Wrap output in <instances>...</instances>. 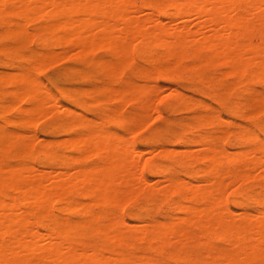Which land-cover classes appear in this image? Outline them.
Segmentation results:
<instances>
[{"label":"bare ground","instance_id":"1","mask_svg":"<svg viewBox=\"0 0 264 264\" xmlns=\"http://www.w3.org/2000/svg\"><path fill=\"white\" fill-rule=\"evenodd\" d=\"M160 15L169 19V22L160 19ZM5 17L4 36L15 46L38 40L41 46L47 49L50 45H61L66 49L77 48L81 54L87 51L89 53L91 47L99 45L111 49L113 60L104 61L105 78L108 84L115 80L118 85L103 86L105 94L112 95L118 100H134L139 107V111L133 112L136 113L135 117H138L139 112L143 114L140 110L152 109L156 103L154 100L159 98L156 95L162 91V88L160 90L159 86L157 88V85L154 86L150 82V86H147L148 83L141 82L142 85L139 82V85L138 82L137 84L121 79L123 65L125 62L128 63L126 61L128 59L133 61L131 58L135 53L136 56L147 54L150 57L148 59L152 67L141 71V75L145 77H151L153 71H160L162 68L160 66L158 68V64L162 66L164 62L178 63L189 57L197 62L195 65L193 62V66L201 80L206 79L202 67L212 66L220 61L228 68L224 73L221 71L223 74L221 76L229 75L238 79L256 78L264 85V0H0V18ZM38 21L41 23L31 31L29 24ZM97 49L99 48H94L95 51ZM62 51L65 54L60 56L62 58L59 61L68 50ZM46 52L51 53L49 49ZM44 53H40L41 59ZM58 53L60 52L57 51L56 54ZM74 54L75 52L73 56ZM46 57V60H51L52 56ZM44 60L39 62L42 64L47 62ZM33 66L39 68L37 70L41 69L37 64L31 67ZM190 66L192 67V64ZM11 73L7 78L5 76L4 80L15 86V90L11 89L17 104L20 103L18 108L22 119L28 121L42 114L45 117L50 109H54L51 104H55L56 97L39 82V79L33 78L29 70L22 69L15 74ZM215 78L216 76L213 79ZM158 89L160 91L157 93ZM172 89H169L170 92H174ZM257 91H254L250 99L252 98L253 105L264 106V93ZM178 98L179 95L176 94L172 100L177 101ZM21 103H27L29 106L23 107ZM247 103L249 107L252 106L251 102ZM67 110L69 113L72 109L68 107ZM149 110L146 112L151 111L153 114L152 110ZM116 111L117 109L108 115L113 117L120 113L119 109L118 113ZM252 111L251 114L254 112ZM146 112L144 111V114ZM82 116L86 117L84 114L79 117ZM140 116L138 118H141ZM209 116H204L203 119L206 123L213 124L216 120ZM144 117L148 118L149 115L147 117L145 114ZM75 118L70 126L72 128L77 127L80 122ZM102 123L97 124L93 121L84 123V129L79 134L62 139L63 142L66 141L67 147L75 150L76 155L70 154L69 157L61 158L60 163L66 170L59 171L38 170L37 166L24 163L10 165L3 154L9 146L13 147L12 144L18 143L31 149L32 145L29 139H25L28 137L25 133L21 132L18 135L20 131L18 133L13 131L14 134L17 133L14 135L7 134V131L0 132V264H168L160 260L159 255L162 254L177 256L184 264H264V193L260 199L262 209L255 210L257 212H253L254 214L232 212L224 198L228 184L253 178L254 171L259 173V175L254 173L256 177L264 181V136L243 126L239 134L248 144L246 149L230 153L231 150L226 148L228 152L222 147L223 140L217 137L218 134L210 138L207 135L200 136L197 141L201 148L198 147L199 150L192 147V150L184 148L183 152L182 150L179 152L178 148L182 160L189 162L186 173L204 176L202 183L195 184L162 170L155 163L140 164L142 161L140 158L147 153L146 148H143L144 151L142 148L137 149L128 137L124 138L126 135L119 137L120 133L113 134L112 130V134L109 133L103 129ZM142 128L143 125L140 129ZM224 133L222 135L226 136ZM57 140L60 143V140ZM53 142L55 143V140ZM62 145L65 146L64 143ZM162 149L158 148L160 151L158 152L162 153ZM88 153L98 155V162L86 166L87 158L92 156H87ZM41 155L43 156V153ZM44 156L45 164L52 163L57 158L54 154V144L49 142L45 146ZM145 167H149L154 175L162 177L166 181L165 186L159 188L151 186L149 179L147 181L144 176ZM74 189H80V194L88 197L90 201L83 204L75 199L71 200L69 195ZM228 189L226 188L227 191ZM140 191L156 192L165 197H178L173 208L180 210L184 215L180 217L175 215L178 217L165 222L132 225L126 223L118 212L115 214L107 211L102 214L94 210L96 206H116L120 200L122 205L123 199L128 201V195L131 194L130 198H133L132 195L136 196ZM61 202L66 203L63 211L80 208L86 218L70 221L66 215L63 214L65 218L59 215L58 204ZM233 203L237 206L244 204L238 200ZM103 218L106 222L102 221ZM87 231L100 235V242L87 239L85 236ZM216 239H222L226 245L217 247L214 244ZM137 243L148 245L153 254H132L123 249L125 246L133 247ZM145 246L144 248L148 247ZM199 247L202 248L201 252Z\"/></svg>","mask_w":264,"mask_h":264},{"label":"rangeland","instance_id":"2","mask_svg":"<svg viewBox=\"0 0 264 264\" xmlns=\"http://www.w3.org/2000/svg\"><path fill=\"white\" fill-rule=\"evenodd\" d=\"M9 18L12 19L11 17H7V19H9ZM5 19H6V17L0 18V33H1L0 34V40H1L0 46H2V47H0V49H2L0 51L1 52L0 53V83L1 84L3 83L2 85H0V92H1L0 93V113H1L0 114V132L5 133L7 131V134H14L16 131H17V133L20 131L18 133V135L21 134V132L25 133V135H28V137L26 136L25 139H29L30 143H31L30 145H32V147L30 146L31 149H29L25 145L23 146V144H18V143L15 145L12 144L11 146H13V147H10V146H9V148L7 147L8 148L7 151L3 154L5 156V160L10 165H18V164L24 163V164H31V166H35V167L37 166L36 168L37 169L39 168L38 170H43V169L47 170V171H48V169H50L49 171H51V170L57 171L56 169H58V171L61 169L66 170L62 166V164L60 163V159L63 157L65 158V156L69 157L68 155H70V154H71V156H74V155H76V152L73 148L67 147V145H66L67 143L65 144L66 141L63 142V140H65L64 138L74 137L75 135L79 134V132H81L84 129V123L93 121L94 123L100 124L103 122L104 124L102 123V127L104 130L108 131L109 133H111V130H112V133L114 132L116 135H117V133L118 134L120 133L121 135L119 134L118 135L119 137L122 135L123 136L126 135V136H124V138L128 137L130 142L137 149L141 150V148H142V151H144V149L146 148L145 151L147 153L152 151V150L154 152L157 151L156 153H154L153 151L150 152L149 154L152 153L151 155L144 152L149 156H147L146 154L142 155V157L140 158L142 160V161H140V164H143L145 162L155 163L162 170H165L166 172H171L178 178L182 177L181 179L189 180V182L196 184L198 182L202 183L204 176L202 174H196V173L187 174L186 171L188 169V163L189 162H188V160H185V159H183L184 160V162H183V160H182L183 157H181V155H180L181 153H178V150H179V152L181 150H182L181 152H183L186 148L191 149L192 147H194L192 149L197 150L198 147L200 146L197 141L201 137L206 136V135L209 136V138L213 137V136L216 137L217 134L219 135L217 137H221V140H223V141H221V143L223 142L222 147L225 150H227V149L231 150L230 153H234L235 151L237 152L238 149H239V151L242 148L246 149L248 144L245 143L241 139L240 134H239V131L243 126H246L247 129H249L250 131L256 132L257 134L264 136V109L262 108L264 106L261 105L262 106L261 107V106L255 105V104L253 105L254 102H252V98L250 99V97L253 96L254 91L256 92L257 89L259 90L257 92H261V93L263 92L264 93L263 83L256 78L238 79L236 77L237 78L236 79L234 76H229V75L228 76H221V75H223L221 73L222 72L224 73V71H226L227 67L224 64H222V62H220V61H219V63L215 62L212 66H208V67L203 66L202 67L203 68L202 70L204 73L203 76L207 80L206 79L201 80L202 78L200 79V77L196 75V69H195V66H193V62H194V65L197 62L194 61L193 59L189 58V57L183 59L182 61H180L178 63L164 62V63H162V66L160 64H158L157 67L160 66L162 69L160 71H153L151 77H145V76L141 75V71H144L146 69H150L152 67V64L150 63V60H149L150 57L147 54H142V55L137 54V56H136V53L133 54L131 59H134V60L131 61L130 59H128L130 62L128 60H126L128 63L125 62V65H123L124 67H123V72H122L123 74L121 76L122 77L121 79L123 81H127V82L129 80V81H134L135 83H137V82L138 83L144 82L146 84L148 83L147 86L148 85L150 86V84H154V86L157 85V88L159 86L160 90L162 88L161 92H159L160 91L159 89L157 90V93L159 92V95L158 96L156 95V97H159V98L158 99H156V97L154 98L157 100V101L154 100L156 103L153 101L155 103L156 108H155V106L154 107L152 106L153 103L151 105V107L154 108V111H153V108L150 109V110H152L153 114L150 113L151 111L149 109L140 110L141 113H143V114H140V112H139V114H137V115H138V117L141 115L140 116L141 118H138V117L134 116L136 113L135 114L133 113V112L139 111V109H138L139 107L134 100H130V101L127 100L128 101L127 102V101H124L125 99L124 100H121V99L118 100V99H115L114 96L112 97V95H109V94L106 95L105 94L106 93L104 91L105 87H108V86L116 87L118 85V82H116L115 80H114V82H111L110 84H108L109 82L105 78L106 71H105V67H103V66H105L106 61H108V60L112 61L113 60L111 49L105 48L106 46L99 45L98 47H91L89 49L91 52L88 53V51H87L88 54L87 53L81 54L77 48L66 49L61 45H59V46H57V45L51 46L50 45V47L48 49H49V51H51V53L49 54L46 52V51H48V49L45 46H41V44L38 40L28 42L25 45L15 46V44H13L12 41H10L6 36H4V32H5L4 20ZM160 19H162L164 21L167 20V18L164 17L163 15H160ZM167 21L169 22V19ZM191 22L195 23L193 20H191ZM39 23H41V22L38 21V22L30 23L29 24L30 30L32 31L33 28L36 25H38ZM100 47H104V48H100ZM60 48H62V50H64V52H65V50L66 51L68 50L66 53V55H68V57L65 55L61 61H59L60 58H62L60 56L61 55L63 56L65 53H62L63 51L60 50ZM94 48H99V49H97L95 51ZM51 49H54V50L52 51ZM71 50H73V52ZM57 51L60 52V53H58L59 55L56 54ZM38 52H39V54H38ZM68 52L69 53L72 52V54H69ZM74 52H75V54L73 56ZM40 53L41 54L44 53V57L42 55V59L39 56ZM47 55H48V57L49 56L53 57V59H52V57L50 58L52 61L45 59V57ZM57 55L59 58V59L57 58L58 60L56 59ZM48 57H46V58H48ZM140 57H141V59H140ZM145 57L147 60H145ZM36 58L40 59L39 61H41V62H42V60L45 59L44 61H47V62L43 63L45 67L43 66V64L41 62L37 61L38 59H36ZM107 58H109V59H107ZM6 60H8V61H6ZM32 60H35V62L36 61L37 62L35 63ZM54 60H55V63H54ZM95 60H96V62H95ZM142 60H144V61H142ZM31 61L35 65L37 64L38 67H41V69L37 70L39 68L36 69V66L31 67L32 65H34V64H32ZM145 61H147V62H145ZM29 62H31V63H29ZM38 63H40V65H38ZM100 64H102V65H100ZM191 64H192V67L190 66ZM169 66H171V67H169ZM184 66H186L185 68H187V69L183 68ZM16 67H17V70H16ZM42 67H44V68H42ZM22 69L29 70L30 74H32L33 78L34 77H35V79L37 78L36 80L39 79V82H41V84H44V86L49 91H51V93H53V96L56 97L54 99H56V100L54 101L55 104H51V106L54 108L53 110L57 111V112L55 111L56 113L53 112L52 109H50V112L51 111L52 112H51V114H49L50 112H48L47 113V115L49 114L48 116L45 115V117H44V115L42 114V115H39L40 117H36L37 116L36 115L33 119L30 118V120H28V121H26V119L25 120L22 119L23 116L19 112L20 110L18 108L20 106V103L17 104L18 103L16 101L17 99L15 98V96H13V90H15V86H13L7 80L6 81L4 80L5 76L7 78L11 72H13V74H15ZM14 70H16V71H14ZM7 71L10 72V73L8 72V75H7ZM2 74H4V75H2ZM225 74L227 75V73H225ZM102 75H103V77H102ZM215 76H216V78L213 79ZM1 77H2L3 81L1 79ZM149 82H150V84H149ZM151 82H153V83H151ZM140 83H139V85H140ZM235 83H236V85H235ZM146 84H144V86H146ZM103 86H105V87H103ZM164 87H165V89H163ZM172 87H175V89H172ZM11 88L12 89L14 88V89L12 90ZM168 88L170 90L171 89L174 90V92H172V91L170 92V90ZM240 89H242L243 91ZM246 89H247V91H246ZM198 90H200V91H198ZM178 91L181 94H179ZM251 91H252V93H251ZM182 92H184V93H182ZM247 92L250 94L248 95ZM176 94L179 95V98H178L179 100H177L178 102L176 100H172L173 95H176ZM69 95H71L72 97H70ZM166 96H167V98H165ZM93 99H95V100H93ZM97 99H99V100H97ZM83 100H85L86 103ZM246 101L249 103L251 102L253 107L251 105L249 107V105ZM52 102H53V100H52ZM124 102H127V103H124ZM191 102H192V104H191ZM13 103L15 104V107H14ZM244 103L246 105H244ZM8 104H11L13 107L11 105H8ZM91 104L93 106H91ZM121 104H124V105H121ZM189 104L191 105L190 107H189ZM75 105H77V106H75ZM242 105H243V107H241ZM21 106H23V107L27 106L28 107L29 105L27 103H21ZM51 106H49V108H52ZM121 106H123V107H121ZM68 107H69V109L70 108L72 109L69 113H68L69 110H67ZM259 107H261V108H259ZM148 108H150V107H148ZM238 108H240V109L238 110ZM116 109H117L116 112L118 113L120 111V113L115 114V116H113V117H110L108 115V113L110 114L111 111L116 110ZM118 109H119V111H118ZM156 109H157V111H155ZM261 109H263V111ZM73 110H75L76 112L74 111V113H73ZM147 110L150 111V112H148L149 114L146 112ZM250 110L251 111L253 110L254 112L256 111L255 114L253 111H252L253 113L251 114ZM144 111L146 112L145 113L146 116L148 117V115H149V117L151 119H149V117L148 118L144 117V115H145ZM155 112L156 113L160 112V113H157V115H156V114H154ZM214 112L217 113L220 117L218 115H216ZM129 113H131L132 115ZM212 113L215 116L212 115ZM244 113H246V114L249 113V114H247L248 115L247 116ZM256 113H258V114H256ZM83 114L86 117H84V116L79 117ZM158 114H161V115H158ZM70 115H71V117H70ZM77 115H79V116H77ZM201 115H202V117H201ZM211 115L213 118H215L216 121H214L213 124L206 123L204 121L203 117L204 116L205 117H208V116L211 117ZM244 115H246V116H244ZM41 116H43L44 118ZM72 116H73V118H72ZM74 117H76L78 120H80V122L78 123L77 127L72 128L70 126L72 125V120L74 119ZM87 117H89V118L87 119ZM128 117H130V118H128ZM222 117H223V119H222ZM244 117H246V118H244ZM40 118H42V119H40ZM92 118H94V119H92ZM31 119H32V122H30ZM89 119H91V120L89 121ZM221 119H222V121H221ZM228 119H230V120H228ZM21 120H23V121H21ZM95 120H97V122ZM218 120L221 122H217ZM224 120H227L226 121L227 124H225L226 122ZM139 121H141V122H139ZM138 123H139V125H138ZM242 124H244V125H242ZM1 125H2V127H1ZM51 125H53V126H51ZM142 125L144 126V128L140 129V127H142ZM132 128H135V129L139 128V129L137 130V132L135 134H133L130 132V129H132ZM203 129H205V130H203ZM229 130H230V132H229ZM13 131H14V133H13ZM8 132H11V133H8ZM204 132H206V133H204ZM31 133H32V135H29ZM129 133H131V134L129 135ZM223 133L226 134V136L222 135ZM16 134H14V135H16ZM127 135H129V136H127ZM154 136H155V138H154ZM57 139L60 140V143ZM34 140H36V141H34ZM54 140H55V143L53 142ZM45 142H47V143H45ZM49 142L54 144V154L57 158L52 163L45 164L46 162H45L44 150H45V146L47 144H49ZM63 143L65 146L62 145ZM160 147H161V149L162 148L165 149L166 147H168V148L165 149L164 152L162 149V153H159L160 151L158 150V148L160 149ZM195 147H197V148L195 149ZM153 148L157 149V150L155 151ZM171 148H173V150ZM174 149L175 150L178 149L177 152H175ZM16 150H17V152H16ZM229 150H227V151L229 152ZM26 151H27V153H26ZM42 153H43V156L41 155ZM94 154L92 155V154L88 153L87 156H89V155H92V156H89L87 158V161L85 163L86 166L91 165V163L93 164V163L98 162L99 157H98V155H96V154L94 155ZM35 159H36V161H35ZM40 159H41V161H40ZM75 166L76 165H74V167ZM255 172L256 171L252 172L254 175L253 178L249 177L248 180L247 179L243 180V182L237 181V183L235 182L232 185L228 184V186H226L227 189L228 188H230V189H228V191H227L225 188V192H224L225 197L224 198H225V202H226L227 206L230 209L232 208L231 209L232 212L237 213V214H240L241 211L242 212H248V213L249 212H252V213L255 212L256 213L258 210L262 209V203H261L260 199L264 193V181L262 179L256 177V175H259V173L258 172L255 173ZM252 173H250V176H252ZM144 176L147 179V181L149 179L148 182H150L151 186H158V188L165 186L164 183L166 181L162 177L154 175L150 171L149 167L144 168ZM158 178H160L162 180H160ZM151 182L154 183L155 185H153ZM200 183H198V184H200ZM261 183H263V184H261ZM245 187H247V188H245ZM78 190H79V192H78ZM237 190L239 193L237 192ZM5 192H9V191L5 190ZM233 192H234V194H232ZM72 193L69 195V198L71 200L75 199V200H77L83 204L85 202H87L88 200L90 201V199L88 197L80 194V189H74V191H72ZM128 196H127L128 201H127V199L126 200L123 199L124 202L122 205H120L122 203L120 200V203L116 204V206L115 205L113 207L112 206H96V207H94V210L96 212H100L102 214L107 212V211L114 212V213L118 212L119 214L118 213L117 214L120 215L121 217H123V219L126 221V223L132 224V225H137V224H141V223L144 224V223H148V222H157V221L158 222L159 221L165 222V221H169L170 219H174L175 217H178L175 215H179V217L184 215V213L181 212L180 210L174 209L175 203L178 200V197H175V196L174 197H165V196L158 194L156 192L147 193L145 191H140L138 194H136V196H134V194H133L132 195L133 198H130L131 194ZM244 199H245V201H244ZM235 200L241 201L242 204L244 203L243 206H237L235 203H233ZM245 203H248V204L246 205ZM85 204H87V203H85ZM65 206H66V203H64V202H61L58 204V208H60V211H58L57 213L59 215H61V216H63V214H64V216L66 215L65 217L68 218L70 221H78V220H82L83 218H86V216L83 215V212L80 208H71L70 210L63 211V208ZM126 206H127V208H126ZM121 207H122V209H121ZM255 210H257V211H255ZM78 212H80V213H78ZM102 221L106 222V219L103 218ZM85 234H86L85 235L86 238L89 239L90 241L100 242V240H99L100 235H98L97 233H92L90 231H87ZM214 244L217 247H223L226 245L222 239H216L214 241ZM144 246L145 245H143L141 243H137L133 247L125 246V247H123V249L126 252H130L132 254H139V253L140 254L143 253V254H147V255L153 254L151 248L148 245L145 246V247L148 246L147 248H144ZM198 249H199V252L202 251L201 247H199ZM159 258L161 261L167 262L168 264H184L183 260L177 256H168L166 254H162V255H159Z\"/></svg>","mask_w":264,"mask_h":264},{"label":"snow or ice","instance_id":"3","mask_svg":"<svg viewBox=\"0 0 264 264\" xmlns=\"http://www.w3.org/2000/svg\"><path fill=\"white\" fill-rule=\"evenodd\" d=\"M130 132L133 133V134H135L137 132V130L135 128H132V129H130Z\"/></svg>","mask_w":264,"mask_h":264}]
</instances>
